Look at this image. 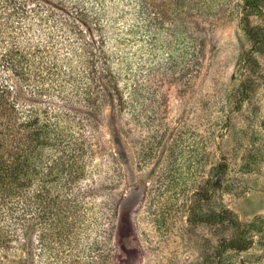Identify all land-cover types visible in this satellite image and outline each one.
I'll return each instance as SVG.
<instances>
[{
	"label": "rangeland",
	"instance_id": "374dc122",
	"mask_svg": "<svg viewBox=\"0 0 264 264\" xmlns=\"http://www.w3.org/2000/svg\"><path fill=\"white\" fill-rule=\"evenodd\" d=\"M74 1L0 52L92 172L47 185L53 214L0 198V264H264V0Z\"/></svg>",
	"mask_w": 264,
	"mask_h": 264
},
{
	"label": "trees",
	"instance_id": "16d2710c",
	"mask_svg": "<svg viewBox=\"0 0 264 264\" xmlns=\"http://www.w3.org/2000/svg\"><path fill=\"white\" fill-rule=\"evenodd\" d=\"M38 2L40 0H0V40L6 31L10 40L15 24L35 12L30 5L42 7V3ZM56 3L70 5L73 13L87 19L88 9L79 2L56 0ZM26 49L20 53L19 60L14 58L12 48L8 55L0 52V198L6 201L16 199L17 205L23 200L25 206L35 199L36 204L53 214L59 205L49 206L47 185L50 190L57 181H84L92 172V157L84 151L85 148L88 150L84 146L85 141L78 143L77 139L72 140V137L57 131L61 112L55 114V133L50 136V122L33 110L20 109L21 105H27L23 94L27 91L26 82L33 78L29 70L31 58H27ZM48 147L52 150L51 155L47 154ZM32 191L34 194H31Z\"/></svg>",
	"mask_w": 264,
	"mask_h": 264
}]
</instances>
